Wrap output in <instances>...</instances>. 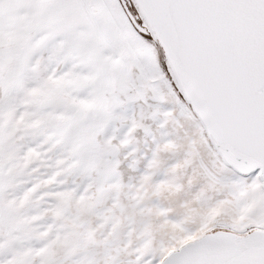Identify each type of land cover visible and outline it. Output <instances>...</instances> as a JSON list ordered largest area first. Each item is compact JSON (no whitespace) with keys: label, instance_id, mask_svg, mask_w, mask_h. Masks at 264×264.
Masks as SVG:
<instances>
[{"label":"snow or ice","instance_id":"1","mask_svg":"<svg viewBox=\"0 0 264 264\" xmlns=\"http://www.w3.org/2000/svg\"><path fill=\"white\" fill-rule=\"evenodd\" d=\"M0 264H264V0H0Z\"/></svg>","mask_w":264,"mask_h":264}]
</instances>
